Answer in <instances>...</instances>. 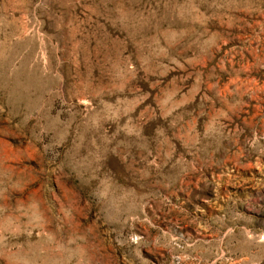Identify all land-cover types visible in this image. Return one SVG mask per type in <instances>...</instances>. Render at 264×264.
I'll use <instances>...</instances> for the list:
<instances>
[{
    "label": "rangeland",
    "instance_id": "obj_1",
    "mask_svg": "<svg viewBox=\"0 0 264 264\" xmlns=\"http://www.w3.org/2000/svg\"><path fill=\"white\" fill-rule=\"evenodd\" d=\"M0 264H264V0H0Z\"/></svg>",
    "mask_w": 264,
    "mask_h": 264
}]
</instances>
